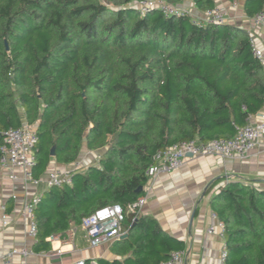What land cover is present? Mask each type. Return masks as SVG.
Wrapping results in <instances>:
<instances>
[{"label": "trees", "instance_id": "trees-1", "mask_svg": "<svg viewBox=\"0 0 264 264\" xmlns=\"http://www.w3.org/2000/svg\"><path fill=\"white\" fill-rule=\"evenodd\" d=\"M140 1L0 0V146L9 129L34 127V179L53 160L74 163L83 146L99 155L72 170L70 185L40 194L34 252L101 207L136 202L158 151L231 139L264 111V67L244 27L161 8L141 14ZM163 1H190L200 13L217 6ZM227 2H239L249 20L264 12V0ZM209 207L223 227L226 264H264V189L227 181ZM122 226L127 236L109 246L114 258L97 264H158L184 248L140 211Z\"/></svg>", "mask_w": 264, "mask_h": 264}, {"label": "crops", "instance_id": "crops-1", "mask_svg": "<svg viewBox=\"0 0 264 264\" xmlns=\"http://www.w3.org/2000/svg\"><path fill=\"white\" fill-rule=\"evenodd\" d=\"M241 16L243 19L236 21L229 15V22L250 31L253 28L251 22L249 23L244 14ZM259 114H264V111L252 116L250 121L256 120ZM97 155V152L83 146L74 163L64 165L55 160L51 161L38 185L25 182L21 171L17 169L13 172L16 180H12L10 171L0 168V257L13 248L32 249L35 240L26 235L27 224L22 216L21 206L26 199L43 193L47 188L45 180L48 173L52 169L74 167L83 171L97 164ZM233 180L264 189V139L259 140L246 159H222L218 156L187 158L180 169L152 179L149 188L144 192L145 202L139 211L155 218L166 234L183 243L181 252L184 264H219L224 240L211 216L209 199L219 186ZM212 183L214 185L210 187ZM4 214L8 216L5 225L2 223ZM209 227L213 228L212 233L207 232ZM66 233L64 237L58 235V239L50 242L49 251H33L34 254L25 261L28 264H75L80 259L114 258L109 250L111 243L91 247L78 227L73 243L63 244ZM58 248L63 251L61 255L54 254ZM21 262L23 260L16 257L13 264Z\"/></svg>", "mask_w": 264, "mask_h": 264}, {"label": "built area", "instance_id": "built-area-1", "mask_svg": "<svg viewBox=\"0 0 264 264\" xmlns=\"http://www.w3.org/2000/svg\"><path fill=\"white\" fill-rule=\"evenodd\" d=\"M235 7L237 3L231 4ZM180 5H169L163 0H142L138 3L141 14L149 9L161 8L166 14H179L187 12L193 21H203L208 23H227L229 22L228 13L225 9L216 6L212 10L203 12L202 15L192 16L187 10ZM253 28L248 32L249 43L252 55L261 63H264V12L256 14L251 19ZM248 118L247 124L235 128V135L231 139H216L206 143H197L196 141H188L175 144L165 150L158 151L153 156L154 164L150 165L146 170L147 181L144 186V192L149 188L153 178L163 173H170L180 169L187 158H196L204 156H218L222 159H246L252 152L259 140L264 139V114H259L254 121ZM38 136L34 127L23 125L19 128L9 129L3 135V143L0 146V168L10 171V178L16 180L13 174L17 169L22 173V179L33 185H38L40 179L32 177V167L35 162V145ZM99 158V155L96 156ZM73 169H52L45 180L47 187L70 185L72 181ZM40 195L32 196L22 203V216L26 220L28 238L35 240L37 235V226L33 216V208L39 201ZM145 202V196L140 197L136 202L128 205L124 210L119 204H112L101 207L94 211L91 215L82 219L79 229L84 233V237L91 247L103 244H110L119 239L125 232L123 230V221L126 214H133L139 211ZM215 220L217 227L222 232V224ZM8 216H2V223L7 224ZM208 233L213 232V228L209 227ZM76 234V228L67 231L63 244L73 243ZM58 235L47 238L49 242L58 239ZM61 249L55 250V255L62 254ZM34 252L30 248H13L0 257V264H13L16 257L23 260L21 264H28L25 259L33 255ZM75 264H85V259L78 260ZM89 264H97L95 259H90ZM158 264H184L183 254L181 251H172L165 261ZM219 264H226V251L221 249L219 254Z\"/></svg>", "mask_w": 264, "mask_h": 264}, {"label": "rangeland", "instance_id": "rangeland-1", "mask_svg": "<svg viewBox=\"0 0 264 264\" xmlns=\"http://www.w3.org/2000/svg\"><path fill=\"white\" fill-rule=\"evenodd\" d=\"M226 1L227 0H225V2L222 1V0H216L217 6L220 7V8L225 9L227 11V13H228V16L231 15V17H234V19L236 21L242 20L243 18H242L241 15H243V14H242V7H241L240 3L237 2V5L235 7H232L230 5V3H227ZM178 7L182 8L184 10H187L194 17H196L197 15H200V16L202 15V13L198 12L190 1H184ZM245 21H248V20L245 18ZM242 22H244V20ZM250 22L251 21L249 20V23Z\"/></svg>", "mask_w": 264, "mask_h": 264}, {"label": "water", "instance_id": "water-1", "mask_svg": "<svg viewBox=\"0 0 264 264\" xmlns=\"http://www.w3.org/2000/svg\"><path fill=\"white\" fill-rule=\"evenodd\" d=\"M53 154H54V152H53V148H52V149H51V156H53ZM138 190H142V187H139ZM126 236H127V234L124 233L120 238L122 239V238H125Z\"/></svg>", "mask_w": 264, "mask_h": 264}, {"label": "clouds", "instance_id": "clouds-1", "mask_svg": "<svg viewBox=\"0 0 264 264\" xmlns=\"http://www.w3.org/2000/svg\"><path fill=\"white\" fill-rule=\"evenodd\" d=\"M230 23V22H229Z\"/></svg>", "mask_w": 264, "mask_h": 264}]
</instances>
